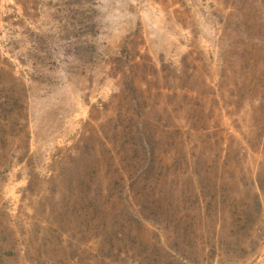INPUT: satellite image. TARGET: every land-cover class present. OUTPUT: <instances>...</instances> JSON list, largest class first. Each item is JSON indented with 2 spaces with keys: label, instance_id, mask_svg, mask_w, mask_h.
Returning <instances> with one entry per match:
<instances>
[{
  "label": "rangeland",
  "instance_id": "obj_1",
  "mask_svg": "<svg viewBox=\"0 0 264 264\" xmlns=\"http://www.w3.org/2000/svg\"><path fill=\"white\" fill-rule=\"evenodd\" d=\"M98 165L100 243L58 203ZM65 230L68 264H264V0H0V241Z\"/></svg>",
  "mask_w": 264,
  "mask_h": 264
},
{
  "label": "trees",
  "instance_id": "obj_2",
  "mask_svg": "<svg viewBox=\"0 0 264 264\" xmlns=\"http://www.w3.org/2000/svg\"><path fill=\"white\" fill-rule=\"evenodd\" d=\"M139 149L140 152L137 149L132 151L130 150L129 154L125 157V159L127 160L125 167H115L116 162L113 163L116 169L115 171L117 173L119 172L120 174L119 180L123 179L124 175L127 174V172H129V170L131 169L132 174L134 172L135 174H138V172L140 171V174L146 175L150 171V169H153L155 167L152 162L155 156L154 151L150 148L148 141L144 137H140ZM149 152L150 154H152V157H150L148 159V162L145 163L146 159L149 157ZM117 155L118 151L115 152V158ZM113 158L114 156H112V159ZM162 166L163 165L159 167L161 168ZM92 171L90 170V168L87 172L84 170V172H82L81 174H83L82 176H85L86 173V177H88L89 180L87 179L88 181L84 182L81 179L80 182H77V185H74L75 187L72 188L73 192H71L67 197H65L64 193H62L63 195L60 194L58 203L60 205L63 204V212L67 214L66 216L68 217L65 223L69 224L71 229L74 228V226L78 224V220H80L79 222L82 223V232L80 234L83 235L85 231H89L90 236H92L93 234L95 242L98 241L100 243L102 241H100L99 236L104 237V235H102L99 231L104 230V227L107 229V227L105 226L107 222L106 211L108 210L107 205L109 204L110 194H108L107 188L106 191L104 190L105 187L101 183L104 174L100 172L99 165L98 168H92ZM133 219L137 223L140 222L138 217H134ZM143 220L146 219L143 218ZM42 222L45 224L43 225L45 227H40L39 230L42 237L44 238L43 234L47 235L48 231L51 228V225H49L50 223H48L45 219ZM32 226H35V223H33ZM55 227L56 229H58L57 226ZM63 230L64 229H62V231ZM62 231L61 236L65 235L66 233L64 232L67 230H65L64 232ZM67 232V237L65 238L66 240H60L59 245L54 244L55 246H53L51 244L46 246V242H41L38 245H36V242L28 243L25 246L26 249L24 250L22 256L25 257L26 255H31L33 257V264H68V260H71L70 256L72 254L74 256H77L75 255L76 252L80 251L84 247L80 246L82 245V243H80L81 241L79 239L77 240L72 235H69V231ZM32 238H35V236L33 235L31 239ZM16 245L17 242L12 237L7 240L1 239L0 264H3L4 256H7L8 259H11V256H14L13 263L15 262V264H18L20 258L22 260L25 259L19 255V252L16 250ZM34 255H36V257Z\"/></svg>",
  "mask_w": 264,
  "mask_h": 264
}]
</instances>
